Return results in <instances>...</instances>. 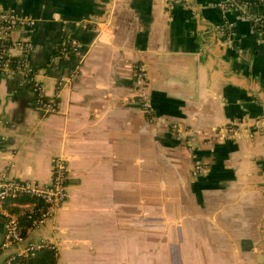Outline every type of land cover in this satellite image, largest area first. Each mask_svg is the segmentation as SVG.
Instances as JSON below:
<instances>
[{
    "label": "crops",
    "instance_id": "1",
    "mask_svg": "<svg viewBox=\"0 0 264 264\" xmlns=\"http://www.w3.org/2000/svg\"><path fill=\"white\" fill-rule=\"evenodd\" d=\"M228 1L0 0L34 21L8 57L30 44L57 106L0 76V176L49 184L55 158L69 174L66 204L0 264L40 243L56 264H264V0H234L247 18Z\"/></svg>",
    "mask_w": 264,
    "mask_h": 264
},
{
    "label": "built area",
    "instance_id": "2",
    "mask_svg": "<svg viewBox=\"0 0 264 264\" xmlns=\"http://www.w3.org/2000/svg\"><path fill=\"white\" fill-rule=\"evenodd\" d=\"M219 6L222 8L237 9L243 17L247 16V4L238 3L234 0L222 3ZM252 22L255 27H258L260 32L264 34V19L254 18ZM34 21L26 16H21L12 12H0V42L8 43L10 37L16 28H30L34 26ZM72 45V47H71ZM15 48H19L20 56L15 66L12 67V62L0 56V76L16 77L20 76L32 88V93L35 98V106L38 110L45 114L55 113L57 106L54 101L45 98L43 87L35 81L32 70L28 69L23 56L28 54L31 50L30 44L16 43ZM77 52V45L75 43L64 44L60 48V53L64 54L69 51ZM134 86L138 94V103L145 113H150V107L145 91V73L139 67L136 68L134 74ZM202 167L196 166L194 174L202 173ZM68 167L63 158H55L51 167V180L49 184H38L35 182L18 181L11 179L8 175L0 176V215L6 220L5 234L0 243V252L8 250L13 246H19L24 243V239L20 235L19 215L11 214L7 209V203L17 196L24 195L29 198L36 199L40 202V206L36 203L27 204L29 214L33 216L32 229L40 227L43 223L53 219L55 213L63 207L68 201ZM29 230V232L31 231ZM46 244H31L19 250L15 255L11 256L3 264H12L20 258H25L34 253L47 250Z\"/></svg>",
    "mask_w": 264,
    "mask_h": 264
},
{
    "label": "trees",
    "instance_id": "3",
    "mask_svg": "<svg viewBox=\"0 0 264 264\" xmlns=\"http://www.w3.org/2000/svg\"><path fill=\"white\" fill-rule=\"evenodd\" d=\"M256 29H259L258 27ZM11 44L0 42V56L3 58L9 59L12 64L11 66H15V62L19 60V58L8 57L9 52L8 49ZM24 204H34L36 203L40 206V202L36 199L29 198L28 196L20 195L16 198L12 199L7 203V209L11 214L19 215V223H20V235L25 240L28 236L29 230L32 229V220L33 216L29 214V209H23L21 206ZM45 251V250H43ZM12 264H56V258L54 257L52 252H36L33 256L29 255L25 258H20L14 261Z\"/></svg>",
    "mask_w": 264,
    "mask_h": 264
},
{
    "label": "rangeland",
    "instance_id": "4",
    "mask_svg": "<svg viewBox=\"0 0 264 264\" xmlns=\"http://www.w3.org/2000/svg\"><path fill=\"white\" fill-rule=\"evenodd\" d=\"M142 69H143V68H142ZM144 73H145V71H144ZM146 84H147V77H146V73H145V86H146ZM65 204H66V203H65ZM65 204H64V205H65ZM64 205H63V206H64ZM60 209H61V208H60ZM60 209H59V210H60ZM59 210H58V211H59ZM58 211H57V212H58ZM57 212H56V213H57ZM56 213H55V215H56ZM55 215H54V216H55Z\"/></svg>",
    "mask_w": 264,
    "mask_h": 264
}]
</instances>
